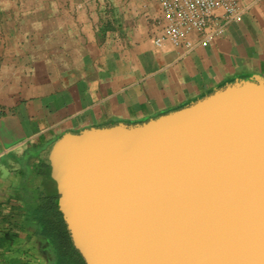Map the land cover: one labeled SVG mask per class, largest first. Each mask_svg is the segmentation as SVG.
<instances>
[{
	"label": "crops",
	"instance_id": "crops-1",
	"mask_svg": "<svg viewBox=\"0 0 264 264\" xmlns=\"http://www.w3.org/2000/svg\"><path fill=\"white\" fill-rule=\"evenodd\" d=\"M237 2L238 16L207 45L187 35L190 50L156 43L165 37L160 0L0 4V264H77L43 234L62 136L141 124L264 79V0Z\"/></svg>",
	"mask_w": 264,
	"mask_h": 264
},
{
	"label": "water",
	"instance_id": "water-1",
	"mask_svg": "<svg viewBox=\"0 0 264 264\" xmlns=\"http://www.w3.org/2000/svg\"><path fill=\"white\" fill-rule=\"evenodd\" d=\"M51 163L85 264H264V79L67 133Z\"/></svg>",
	"mask_w": 264,
	"mask_h": 264
},
{
	"label": "built area",
	"instance_id": "built-area-1",
	"mask_svg": "<svg viewBox=\"0 0 264 264\" xmlns=\"http://www.w3.org/2000/svg\"><path fill=\"white\" fill-rule=\"evenodd\" d=\"M160 4L166 21L165 37L156 43L163 45L165 39L176 45L186 42L188 50L193 47L185 41L190 32L202 34V44L207 45L223 32L221 21L233 20L239 14L237 0H160Z\"/></svg>",
	"mask_w": 264,
	"mask_h": 264
},
{
	"label": "trees",
	"instance_id": "trees-1",
	"mask_svg": "<svg viewBox=\"0 0 264 264\" xmlns=\"http://www.w3.org/2000/svg\"><path fill=\"white\" fill-rule=\"evenodd\" d=\"M58 198L59 195L57 194L51 204H48V206H52L53 212L46 213L43 216V222L45 223L43 234L55 244L57 253L65 263L73 259L72 261H75L77 264H85L83 257L73 246L66 223L58 209Z\"/></svg>",
	"mask_w": 264,
	"mask_h": 264
},
{
	"label": "rangeland",
	"instance_id": "rangeland-1",
	"mask_svg": "<svg viewBox=\"0 0 264 264\" xmlns=\"http://www.w3.org/2000/svg\"><path fill=\"white\" fill-rule=\"evenodd\" d=\"M7 0H0V4H5V2H6ZM2 7V6H1ZM0 11H3L4 12V7H2V8H0ZM51 189H49V191H50ZM48 191V194L49 193H51V191L49 192Z\"/></svg>",
	"mask_w": 264,
	"mask_h": 264
}]
</instances>
